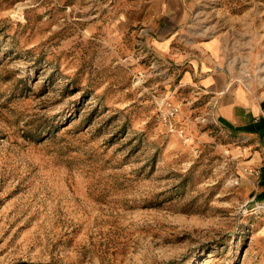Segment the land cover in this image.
Wrapping results in <instances>:
<instances>
[{
  "label": "rangeland",
  "instance_id": "rangeland-1",
  "mask_svg": "<svg viewBox=\"0 0 264 264\" xmlns=\"http://www.w3.org/2000/svg\"><path fill=\"white\" fill-rule=\"evenodd\" d=\"M189 2L264 67V0ZM120 13L0 0V264H264V175Z\"/></svg>",
  "mask_w": 264,
  "mask_h": 264
},
{
  "label": "crops",
  "instance_id": "crops-1",
  "mask_svg": "<svg viewBox=\"0 0 264 264\" xmlns=\"http://www.w3.org/2000/svg\"><path fill=\"white\" fill-rule=\"evenodd\" d=\"M118 4L122 21L116 28L128 34L123 37L129 58L137 44V55L143 56L145 50L168 63L177 77L176 93L187 97L193 108L202 105L205 116L229 142L243 144L230 150L237 156L247 154L246 163L254 170L249 175H264V67L252 59L251 42L233 41L225 34L193 36L189 0H118ZM252 69L258 75L250 76ZM249 126L260 132L247 131Z\"/></svg>",
  "mask_w": 264,
  "mask_h": 264
},
{
  "label": "trees",
  "instance_id": "trees-1",
  "mask_svg": "<svg viewBox=\"0 0 264 264\" xmlns=\"http://www.w3.org/2000/svg\"><path fill=\"white\" fill-rule=\"evenodd\" d=\"M247 131H250V132H256V130H259L258 128L256 127H253V126H249L248 128H246ZM260 132V130L258 131V133Z\"/></svg>",
  "mask_w": 264,
  "mask_h": 264
}]
</instances>
